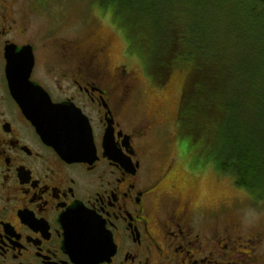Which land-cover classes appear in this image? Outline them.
<instances>
[{
  "label": "flooded vegetation",
  "instance_id": "af4514ba",
  "mask_svg": "<svg viewBox=\"0 0 264 264\" xmlns=\"http://www.w3.org/2000/svg\"><path fill=\"white\" fill-rule=\"evenodd\" d=\"M23 1L0 0V264H264V225L223 210L199 218L177 132L159 110L141 109L139 78L113 61L112 39L40 31L39 6ZM12 46L31 48L30 79L54 103L88 118L94 155L71 161L43 141L10 91ZM78 225L102 227L101 259L70 242Z\"/></svg>",
  "mask_w": 264,
  "mask_h": 264
},
{
  "label": "trees",
  "instance_id": "16d2710c",
  "mask_svg": "<svg viewBox=\"0 0 264 264\" xmlns=\"http://www.w3.org/2000/svg\"><path fill=\"white\" fill-rule=\"evenodd\" d=\"M213 1L101 0L100 5L112 4L111 21L122 31L127 51L148 62L156 85H167L175 71L186 72L176 115L181 156L201 165L213 162L263 198L264 0H231L244 14L227 19L212 14ZM241 23L247 24V38Z\"/></svg>",
  "mask_w": 264,
  "mask_h": 264
},
{
  "label": "rangeland",
  "instance_id": "374dc122",
  "mask_svg": "<svg viewBox=\"0 0 264 264\" xmlns=\"http://www.w3.org/2000/svg\"><path fill=\"white\" fill-rule=\"evenodd\" d=\"M100 1L35 0V3L39 6L38 29L40 31L45 29L62 30L73 41L82 44L93 43L99 36L108 35L112 39L111 53L113 61L123 63L129 71H134L139 78L141 90L143 91L141 109L148 112L157 109L160 113H163V117L171 122L170 129L173 137H175L177 123L176 125L173 124L177 119L176 115L186 72L175 71L167 85L162 87L156 85L150 75L148 62L127 51L122 31L111 21L114 7L112 4H109L107 8L101 6ZM21 2L19 5H21ZM198 3L201 4V1ZM22 6H25V0ZM98 7L105 10L103 17L98 14ZM181 7H185L183 2ZM212 10V14H219L226 19L229 14H244L241 7L234 8L231 0H214ZM239 26L247 38V33L244 31L247 24L241 23ZM239 26L234 25L237 29L240 28ZM169 142L166 146H160L164 155H166V150L167 155L171 154L172 147H170ZM162 158H159V161L156 160V167L164 163ZM181 160L182 166H184L182 169L186 172L184 174H188L189 178H192L196 194L195 203L199 204L200 208V211H198L200 212L199 218H211L210 216L214 212L223 210L222 214L225 218L235 219L243 225H264V197L258 198L248 189L238 186L232 174L219 171L213 162L201 165L193 157H182Z\"/></svg>",
  "mask_w": 264,
  "mask_h": 264
},
{
  "label": "water",
  "instance_id": "95a60500",
  "mask_svg": "<svg viewBox=\"0 0 264 264\" xmlns=\"http://www.w3.org/2000/svg\"><path fill=\"white\" fill-rule=\"evenodd\" d=\"M7 58L11 94L43 141L71 161L94 155L95 145L88 118L73 105L54 103L43 87L31 81L34 65L31 48L18 50L12 46L7 51ZM75 230L78 237H73L70 242L74 245L78 243V246L89 251L88 259H101L105 251L109 250L107 240L104 239L101 244L98 240L96 233L102 232L101 226L78 225Z\"/></svg>",
  "mask_w": 264,
  "mask_h": 264
},
{
  "label": "snow or ice",
  "instance_id": "6c2138e0",
  "mask_svg": "<svg viewBox=\"0 0 264 264\" xmlns=\"http://www.w3.org/2000/svg\"><path fill=\"white\" fill-rule=\"evenodd\" d=\"M97 11H98V14H99L101 17L104 16V11H105V10H104L103 8L98 7ZM182 147H183V146H182Z\"/></svg>",
  "mask_w": 264,
  "mask_h": 264
}]
</instances>
